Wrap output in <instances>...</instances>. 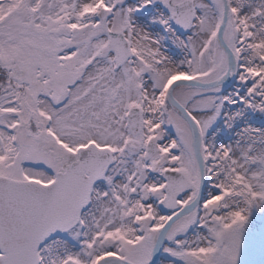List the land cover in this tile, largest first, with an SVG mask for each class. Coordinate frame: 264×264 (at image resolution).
<instances>
[{
    "label": "snow or ice",
    "instance_id": "6c2138e0",
    "mask_svg": "<svg viewBox=\"0 0 264 264\" xmlns=\"http://www.w3.org/2000/svg\"><path fill=\"white\" fill-rule=\"evenodd\" d=\"M0 264H264V0H0Z\"/></svg>",
    "mask_w": 264,
    "mask_h": 264
}]
</instances>
